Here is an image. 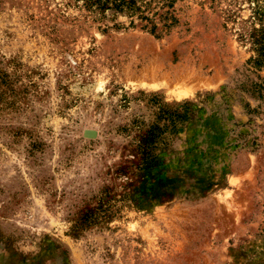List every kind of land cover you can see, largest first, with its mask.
<instances>
[{"label": "rangeland", "instance_id": "1", "mask_svg": "<svg viewBox=\"0 0 264 264\" xmlns=\"http://www.w3.org/2000/svg\"><path fill=\"white\" fill-rule=\"evenodd\" d=\"M90 1L0 0V264H264V0Z\"/></svg>", "mask_w": 264, "mask_h": 264}, {"label": "trees", "instance_id": "2", "mask_svg": "<svg viewBox=\"0 0 264 264\" xmlns=\"http://www.w3.org/2000/svg\"><path fill=\"white\" fill-rule=\"evenodd\" d=\"M113 4V6L122 11L124 8H129L131 10H135L134 8V4L135 2L133 0H95V1H90L91 5H100L102 6L101 8L104 9V7H106L109 4ZM143 19H147L145 17H143ZM157 29V25L153 24L152 25V32L155 33ZM261 51V57L255 60H251L250 63H254L255 68H261L264 66V46L261 47L260 49ZM250 71H252L251 69H249ZM258 79L261 80L260 76H258ZM245 83H242L241 85H239L235 90L231 91V92H226L224 93L223 97L226 100L229 99H234L239 92H247V91H251L254 93H258V95L260 97H262V93L264 91V83L263 82H254L253 85H251V89H246L245 87ZM248 113L252 114V110L249 109Z\"/></svg>", "mask_w": 264, "mask_h": 264}]
</instances>
